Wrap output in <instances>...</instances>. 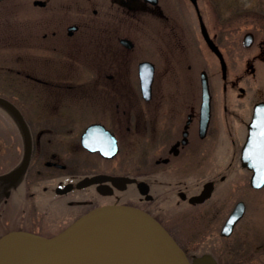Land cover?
Masks as SVG:
<instances>
[{"label":"flooded vegetation","instance_id":"flooded-vegetation-1","mask_svg":"<svg viewBox=\"0 0 264 264\" xmlns=\"http://www.w3.org/2000/svg\"><path fill=\"white\" fill-rule=\"evenodd\" d=\"M223 1L191 3L196 51L187 63L170 50V0H0V73L17 80L0 98L28 130L0 105L18 128L0 136V239L52 237L93 209L123 205L157 220L190 264H264V241L250 242L241 227L251 194L264 191L242 161L251 135L264 138V35L234 34L239 4ZM143 63L153 71L149 92ZM27 133L30 161L14 177Z\"/></svg>","mask_w":264,"mask_h":264},{"label":"water","instance_id":"water-1","mask_svg":"<svg viewBox=\"0 0 264 264\" xmlns=\"http://www.w3.org/2000/svg\"><path fill=\"white\" fill-rule=\"evenodd\" d=\"M150 1L156 3V0ZM190 1L197 6V0ZM202 26L203 34L212 47L203 23ZM246 37L249 44L252 34L248 33ZM148 68L146 63H143L140 68L143 92L150 91L153 80V71ZM0 105L9 108L17 116L22 127L27 130L20 113L12 104L0 98ZM252 148L264 150V138L251 135L242 153L244 165L253 172L251 185L261 188L264 186V152L253 153ZM115 153L116 150L112 149L107 156L111 157ZM30 156L31 141L27 133L24 160L11 176L19 177L26 171ZM83 184L82 182L79 185ZM208 195L203 196L202 199ZM243 213L244 204L240 203L227 220L225 229L230 231ZM117 226L121 229L126 244L137 252L142 264H190L184 251L157 220L139 209L123 205L93 209L78 218L64 231L50 238L24 232L9 233L0 239V264H102L114 257L106 232L109 227ZM18 237L32 238L33 242L14 253L1 257L5 244Z\"/></svg>","mask_w":264,"mask_h":264},{"label":"rangeland","instance_id":"rangeland-1","mask_svg":"<svg viewBox=\"0 0 264 264\" xmlns=\"http://www.w3.org/2000/svg\"><path fill=\"white\" fill-rule=\"evenodd\" d=\"M239 4V10L236 8L237 13L232 20L233 27L238 31L234 34H244L247 31L254 32L255 34L264 35V0H233V2ZM220 2H224L220 0ZM228 2V0H225ZM182 3V4H181ZM190 5V6H189ZM180 9V10H179ZM242 10V11H241ZM208 12H210L208 10ZM241 12V13H240ZM170 13L171 20L169 24L170 28V38H171V52L173 56L182 57L187 63L194 61L195 58V45H196V19L194 16V9L191 6L189 0H170ZM207 21L211 25L210 13H207ZM154 27L157 28V25L154 24ZM145 39H142V42ZM148 49L149 42H146ZM146 49V50H147ZM148 55H153V52L146 51ZM236 55L238 54L235 51ZM146 54V55H147ZM3 59L0 58V65H2ZM258 66V83H264V61ZM176 68V69H175ZM174 72L179 70V66H175ZM181 72V71H180ZM14 79L5 76V73H0V90L2 91L7 84L12 82ZM178 80H181L179 77ZM17 81V80H14ZM2 88V89H1ZM0 115H4V112L0 110ZM7 130H15L17 132L18 128L15 122L6 118H0V136L2 133ZM3 140L0 138V152H3ZM11 161V160H10ZM13 161V160H12ZM3 161L0 159V163ZM3 170V169H2ZM252 198L250 199L251 207L249 213L241 224V227L247 229L249 233L248 238L250 242H262L264 241V191L262 194H251ZM248 199V197H247ZM106 237L109 242V247L114 252L118 250L119 247L112 244L113 236L107 231ZM130 248V246L128 245ZM23 248V247H22ZM19 248L18 250L22 249ZM9 248L8 252H10ZM123 251L125 252L126 249ZM14 253V251L10 252ZM9 253V254H10ZM127 253V252H125Z\"/></svg>","mask_w":264,"mask_h":264},{"label":"bare ground","instance_id":"bare-ground-1","mask_svg":"<svg viewBox=\"0 0 264 264\" xmlns=\"http://www.w3.org/2000/svg\"><path fill=\"white\" fill-rule=\"evenodd\" d=\"M108 232L113 236L111 241L112 244L119 248L115 252L116 255L110 261L103 262L102 264H142L137 252L131 247L129 248L126 244V241L123 239L122 231L118 226L109 227ZM31 242H33V239L28 237H18L17 239H13L12 242H7L3 247L4 249L1 253V257L8 255L12 251H16ZM9 248H11L10 252H8ZM123 249H126L125 252L127 253H125Z\"/></svg>","mask_w":264,"mask_h":264}]
</instances>
